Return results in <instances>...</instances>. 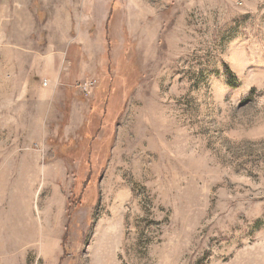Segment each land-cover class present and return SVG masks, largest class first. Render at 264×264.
<instances>
[{"label":"rangeland","instance_id":"374dc122","mask_svg":"<svg viewBox=\"0 0 264 264\" xmlns=\"http://www.w3.org/2000/svg\"><path fill=\"white\" fill-rule=\"evenodd\" d=\"M0 264H264V0H0Z\"/></svg>","mask_w":264,"mask_h":264},{"label":"bare ground","instance_id":"6f19581e","mask_svg":"<svg viewBox=\"0 0 264 264\" xmlns=\"http://www.w3.org/2000/svg\"><path fill=\"white\" fill-rule=\"evenodd\" d=\"M49 230H50V226H47V232H49ZM51 231L53 232V230H51ZM43 233H45V232H43ZM49 234H51V232ZM46 235H47V233H46Z\"/></svg>","mask_w":264,"mask_h":264},{"label":"built area","instance_id":"2783aa9c","mask_svg":"<svg viewBox=\"0 0 264 264\" xmlns=\"http://www.w3.org/2000/svg\"><path fill=\"white\" fill-rule=\"evenodd\" d=\"M44 85H45V86L47 85V81H44Z\"/></svg>","mask_w":264,"mask_h":264}]
</instances>
